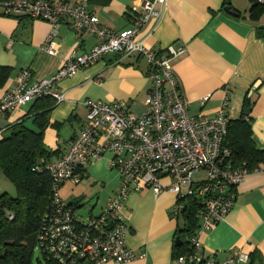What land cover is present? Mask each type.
I'll use <instances>...</instances> for the list:
<instances>
[{
    "label": "crops",
    "instance_id": "0c3cea01",
    "mask_svg": "<svg viewBox=\"0 0 264 264\" xmlns=\"http://www.w3.org/2000/svg\"><path fill=\"white\" fill-rule=\"evenodd\" d=\"M61 1L84 3L104 26L117 32L129 27L142 1L153 0ZM252 3L253 0H229L228 4L224 0H167L159 16L149 18L137 38H144V43L155 49L173 43L184 47L185 53L172 61V67L188 102L189 115L212 116L227 99L225 110L230 120H235L247 99L249 113L245 119L250 123L251 139L264 150V13L253 18ZM225 6H230L236 15L224 10ZM50 28L47 21L26 13L0 14V66L10 70L0 95L13 87L21 70L29 69L32 79L48 78L71 50L88 51L97 42L91 34L76 35L62 22L56 26V52L50 54L45 50ZM147 71L148 63L142 56L108 54L59 80L57 88L64 93V100L50 109L46 110V105L52 99L41 98L1 114L0 139L17 122L37 130L32 123L34 115L46 110L48 125L42 139L52 153L49 161L54 160L67 150L81 128L87 113L84 100H122L129 110L140 113L149 87ZM252 86L255 89L248 96ZM258 168L260 171L248 174L235 186L234 204L225 218L200 233L205 255L222 258L241 248L250 254L248 264H264V165ZM2 178L0 170V186ZM67 182L60 185L59 195L75 207L80 219H85L100 213L117 190L119 175L104 156L86 166L80 193L62 191ZM4 192L7 191L0 187V194ZM176 199L169 190L155 194L148 187L128 194L122 209L128 226L126 241L131 249L145 256L121 264H177L173 244L182 222L173 214ZM81 208L87 212H80Z\"/></svg>",
    "mask_w": 264,
    "mask_h": 264
},
{
    "label": "built area",
    "instance_id": "2783aa9c",
    "mask_svg": "<svg viewBox=\"0 0 264 264\" xmlns=\"http://www.w3.org/2000/svg\"><path fill=\"white\" fill-rule=\"evenodd\" d=\"M166 3L167 0L142 1L129 27L115 32L82 2L0 0L1 15L26 13L50 24L45 40V50L50 54L56 52V26L62 22L76 35L91 34L97 39L88 51L71 50L48 78L32 79L29 69L21 70L13 87L0 95V115L41 97H50L55 104L62 102L64 93L57 88V82L108 54L138 55L148 63L149 87L140 113L129 110L122 100H84L85 119L67 150L34 168L46 170L51 178L50 202L38 233L45 260L51 264H121L143 258V252L137 253L127 244L128 226L122 209L129 193L146 187L155 194L163 190L176 194L174 216L180 215L183 204L177 200L183 196L195 195L203 203L197 215L199 225L187 238L191 250L177 256V264L249 263L250 254L241 248L222 258L201 251L200 233L225 218L234 204L235 186L260 169L249 170L244 164L232 163L231 151L225 144L230 120L225 110L227 99L212 116L187 113L188 102L172 67V61L185 53L184 47L173 43L155 49L147 46L144 38H137L147 20L158 17ZM254 89L255 86L249 88L247 95ZM104 156L118 172L119 185L99 214L80 219L75 207L59 195V187L66 181L78 183L86 166ZM202 172L201 179H193L194 174ZM163 178H169V182L164 184Z\"/></svg>",
    "mask_w": 264,
    "mask_h": 264
},
{
    "label": "trees",
    "instance_id": "16d2710c",
    "mask_svg": "<svg viewBox=\"0 0 264 264\" xmlns=\"http://www.w3.org/2000/svg\"><path fill=\"white\" fill-rule=\"evenodd\" d=\"M224 3L228 4L229 0H224ZM262 13L264 3H252V17ZM9 71L8 67L0 66V87L7 80ZM54 104L52 99L46 110ZM46 110L34 115L32 123L37 130L17 122L8 135L0 139V170L16 191L14 196L7 192L0 194V264H34L35 248L40 250L44 259L43 263L38 262L51 264L45 260L38 243L41 219L50 202L51 178L46 170L34 169L52 156L42 139L43 130L48 125ZM248 113L249 101L246 99L240 117L229 120L225 144L231 151L233 165L244 164L249 170H254L264 165V150L257 148L251 139L250 123L245 119ZM177 201L183 204V208L177 216L182 223L174 236L175 240H180V244L174 240V257L191 250L187 238L198 227L197 215L203 207L202 201L195 195L183 196ZM8 214H12L11 219Z\"/></svg>",
    "mask_w": 264,
    "mask_h": 264
},
{
    "label": "rangeland",
    "instance_id": "374dc122",
    "mask_svg": "<svg viewBox=\"0 0 264 264\" xmlns=\"http://www.w3.org/2000/svg\"><path fill=\"white\" fill-rule=\"evenodd\" d=\"M8 133L9 132H7V131L4 132L3 137L7 136ZM201 177H203V172L202 173H196V174L193 175V179L194 180L201 179ZM2 180H3V183L1 184L0 187H2V189H5V191H7L10 195H15V190H14L15 187H14V185L7 178H2ZM80 181L78 183H73V184H71L70 182H67L65 184V186H63V188L61 190L62 191L65 190V191L71 193L70 195H76L77 193H80L79 192L80 191L79 188H81V185H82V182H80ZM162 182L164 184H167L169 182V178H163ZM182 191L183 192L186 191V186L185 185H183ZM81 192L83 193L84 191L81 190ZM84 193L87 194L88 192H84ZM79 211L82 212V213H86L87 212V210L84 209V208L79 209ZM38 260H40L41 263H43V261H44L40 250L35 248L34 253H33V262H34V264H40L38 262Z\"/></svg>",
    "mask_w": 264,
    "mask_h": 264
},
{
    "label": "water",
    "instance_id": "95a60500",
    "mask_svg": "<svg viewBox=\"0 0 264 264\" xmlns=\"http://www.w3.org/2000/svg\"><path fill=\"white\" fill-rule=\"evenodd\" d=\"M224 10H227L230 14L236 15V12H235L234 10H232V9L230 8V6H225V7H224ZM175 243H176V244H180V240H179V239H176V240H175Z\"/></svg>",
    "mask_w": 264,
    "mask_h": 264
}]
</instances>
